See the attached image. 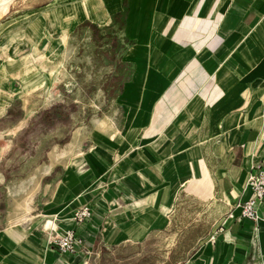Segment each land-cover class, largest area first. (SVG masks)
I'll use <instances>...</instances> for the list:
<instances>
[{
	"label": "crops",
	"instance_id": "1",
	"mask_svg": "<svg viewBox=\"0 0 264 264\" xmlns=\"http://www.w3.org/2000/svg\"><path fill=\"white\" fill-rule=\"evenodd\" d=\"M182 1V8L165 9L157 3L166 6L170 0H58L28 11L15 9L19 26L0 31V186L9 189L11 176L30 177L17 192L11 187L10 199L1 204L0 264H150L137 256L139 250L165 234L174 217L170 210L176 192L200 183L207 186V199L224 210L210 218L211 224L217 223L181 264H264V200L257 222L241 216L236 207L242 194L252 193L245 190L251 165L264 163V92L244 95L240 106L222 114L209 108L203 121L196 112L211 106L212 92L205 90L207 98L201 99L194 91L213 77L209 69L215 70L210 59H192L205 33L218 30L252 32L264 44V0ZM118 14L125 17V50L101 67L106 78L123 81L112 98L121 118H95L85 129L72 126L56 139L54 133L44 136L60 120L47 122L44 111L40 130V109L29 112L25 98L66 76V63L75 52L72 32L83 31L85 25L92 38L90 25L96 32L115 27ZM153 23L163 24L162 29L157 32ZM170 23L167 37L176 40L168 39L170 44L187 51L182 59H152L149 42L138 40L142 35L152 38L154 32L161 36ZM18 80H23L22 90L17 89ZM137 111L148 121L136 122ZM182 112L190 113L185 122H192L189 130L180 122ZM43 137L48 143L44 153ZM55 144L66 145L50 153ZM39 176L35 194L26 201L33 190L30 178ZM85 204L93 214L80 222L73 209ZM232 208L234 217L227 215ZM54 223L59 230L74 228L89 251L61 253L48 238L47 229Z\"/></svg>",
	"mask_w": 264,
	"mask_h": 264
},
{
	"label": "rangeland",
	"instance_id": "2",
	"mask_svg": "<svg viewBox=\"0 0 264 264\" xmlns=\"http://www.w3.org/2000/svg\"><path fill=\"white\" fill-rule=\"evenodd\" d=\"M55 1L58 0H0V31L8 33V30L15 28L14 26H19L20 23L17 19L20 18H16L15 16L16 14H20L16 13L15 9L19 8L22 11H28L43 3ZM172 1L170 0L166 6L158 2L157 7L161 9H165L168 6L171 8H175L176 6L182 8L185 2L182 0ZM13 3L16 6L11 10V13H8ZM186 7H188V3ZM124 20V16L120 17L114 20L115 27L99 28L97 32L93 31L92 38L89 37V33H87L88 27L85 25H83V31L79 32V28H77L76 31L72 32L71 43L75 46V52L72 48V53H74L66 63V76L58 80L50 89H44L39 93L36 91L34 95L29 94L26 97V108L29 112H35L36 109H40V113L38 112L39 114L36 116L38 118L36 120L37 127H40V120L46 109H49L53 105H62L59 109L64 114L56 119L60 120L59 125L56 126L54 130H48V132L44 131V136H49L54 133L55 137L53 138L56 139L57 134L66 132L68 129L72 128V126L77 127L76 131L85 129V127H90L95 118H103L105 116H113L115 119L117 117L121 118V113L117 112V106L112 102V98L118 93L123 81L111 78L110 75V77L106 78L102 73L104 68L101 66H103L102 63L104 64V62L109 59L115 56L117 57L125 50V48H123L125 46L122 43ZM148 23L149 20L146 19L145 24L147 25ZM153 26L158 32L159 29H162L163 24H154ZM90 28L92 29V25H90ZM171 29L172 23L168 24L166 28L162 30L161 36H158L156 32L153 31L154 35L152 38L147 36V39H144L142 35L138 40L141 44L145 43V41L149 42V51L150 54H152V59H182L187 48L176 47L170 44L172 40L168 39H174L172 36L167 37ZM185 40H187L186 37L182 38L181 41ZM210 42L211 44L209 45ZM193 43L199 42L194 41ZM114 46H117V49L114 50ZM193 50L195 52L192 55V59H210L209 62H213L211 65L215 70L214 73L213 71L211 73V69H209V74L213 75V77L208 78L204 86L197 87L199 91H194L195 93H200L201 99L207 98L203 95L205 90L209 89L208 94L212 92L210 100H208L211 106L206 107L204 111L196 112L203 121H205L206 116L210 112L209 108L217 109L214 111V114H222L240 106L244 95H251L253 93L258 97L259 93L262 94L264 92V44L261 43V40H257L252 32L243 33L238 28H234L231 31L218 30L215 33H205L202 42ZM36 60H38V56ZM23 61L25 63L28 60L24 59ZM39 61L40 60H38V63ZM36 67L37 66L33 63V68ZM30 69H32V67L27 68L26 72ZM62 71L63 70H60L57 73V78L58 74L62 73ZM18 82L19 83H16L17 89L22 90L23 80H18ZM30 86L33 85L30 84L26 87L28 88ZM101 91L102 93H100ZM47 94H49L51 98L46 99ZM20 95L23 98V95ZM149 114L151 115L152 112H148V115ZM189 116L190 113L188 112L179 114L180 122H183L187 130L190 129L192 123H185ZM147 117V115L141 117L138 111L135 115L136 122H141L142 120L143 122L145 120L147 122ZM69 119L71 121H69ZM157 120L158 118L155 116L152 124H155ZM69 123H71L70 126ZM39 129L42 131L44 130L43 126ZM141 129V126L136 127L135 131L139 132ZM42 131H40L41 135ZM0 133L2 132L0 131ZM178 133L179 132H177V135ZM45 138L46 137L42 138L43 153L48 144L45 143ZM53 138L49 137V143ZM177 144L178 147H182L185 142H182L180 138ZM65 145L66 144H55L50 150V153L55 148H59L60 150L63 149ZM85 145V149L88 150L89 144L87 143ZM182 169L184 170V168ZM195 170L197 171V169ZM195 175L197 176L199 174L196 172ZM29 177L30 175L11 176L7 181V184H10L9 189L4 188V185L0 186V212L5 210L1 205L2 202L11 197L10 188L12 187L14 191L17 192L22 185L27 183ZM174 199L176 200V204L172 207V210H170V213H172L171 215L174 217L169 227L164 230L165 234L153 240L150 246H146L143 250H139L141 255L138 254L137 256L139 258H144L147 263H185L184 261L194 251L197 244L201 242L202 238L208 233V227H213L217 223L216 220H214L213 224H211L210 218L219 216L224 210L221 205H218V202L217 204L215 202L212 204L211 201L207 199V186L203 183L177 191ZM78 208L79 207L73 209L74 214ZM30 209L31 207L29 210ZM23 211L25 212L27 210L23 209ZM178 261L180 262L178 263Z\"/></svg>",
	"mask_w": 264,
	"mask_h": 264
},
{
	"label": "built area",
	"instance_id": "3",
	"mask_svg": "<svg viewBox=\"0 0 264 264\" xmlns=\"http://www.w3.org/2000/svg\"><path fill=\"white\" fill-rule=\"evenodd\" d=\"M247 189L251 190V195L244 197L242 194L236 207L240 209L241 216L257 222L260 218L259 204L264 200V163L257 162L251 165L245 186V190ZM92 214V207L89 204H85L77 209L74 218L82 222L86 218L92 216ZM228 216H235L233 208L229 211ZM47 232L49 240H51L63 254H79L80 248H85L86 251H89L84 237L77 233L74 228L59 230L58 225L54 223L51 225L50 229H47ZM81 264L90 263L88 260H85Z\"/></svg>",
	"mask_w": 264,
	"mask_h": 264
},
{
	"label": "bare ground",
	"instance_id": "4",
	"mask_svg": "<svg viewBox=\"0 0 264 264\" xmlns=\"http://www.w3.org/2000/svg\"><path fill=\"white\" fill-rule=\"evenodd\" d=\"M10 1V0H9ZM69 53V52H68ZM67 54V53H66ZM66 58H68V56L66 57ZM47 68V67H46ZM49 68V67H48ZM52 69H54V67H52ZM48 73V72H47ZM41 88V87H40ZM35 92H36V90H35ZM30 95H34V94H30ZM49 99V98H51V96H49V94H47L46 95V99ZM26 99V98H25ZM29 101V100H28ZM30 102V101H29ZM27 105V104H26ZM27 107V106H26ZM103 127L106 129L107 127H108V123H105L104 125H103ZM103 131H105V130H103ZM103 131H102V133H103ZM67 148V147H66ZM65 150V149H64ZM71 151V150H70ZM74 152V151H73ZM72 155V154H71ZM40 176L39 177H34V178H30V181L28 182V184H30V186L31 185H33V190L32 191H30L29 193H28V195L26 196V201H29L32 197H33V195L35 194V191H36V189L38 188V186H39V183H40ZM20 193V192H19ZM11 194H13V190H11ZM16 200V199H15ZM25 201V202H26ZM22 202V201H21ZM24 202V203H25ZM19 207V206H18Z\"/></svg>",
	"mask_w": 264,
	"mask_h": 264
},
{
	"label": "trees",
	"instance_id": "5",
	"mask_svg": "<svg viewBox=\"0 0 264 264\" xmlns=\"http://www.w3.org/2000/svg\"><path fill=\"white\" fill-rule=\"evenodd\" d=\"M123 14H118L117 17L122 16ZM92 29L95 32V27L92 25ZM62 105H53L49 109L45 110V119L47 122L52 123L56 118L60 117L62 111L59 109Z\"/></svg>",
	"mask_w": 264,
	"mask_h": 264
}]
</instances>
